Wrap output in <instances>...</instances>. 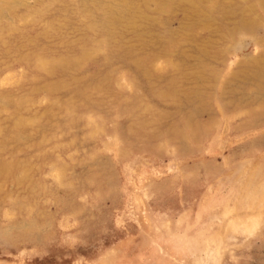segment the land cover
<instances>
[{
	"label": "rangeland",
	"instance_id": "rangeland-1",
	"mask_svg": "<svg viewBox=\"0 0 264 264\" xmlns=\"http://www.w3.org/2000/svg\"><path fill=\"white\" fill-rule=\"evenodd\" d=\"M0 264H264V0H0Z\"/></svg>",
	"mask_w": 264,
	"mask_h": 264
}]
</instances>
